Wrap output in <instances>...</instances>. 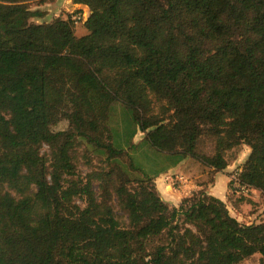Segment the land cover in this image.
<instances>
[{
	"label": "trees",
	"instance_id": "trees-1",
	"mask_svg": "<svg viewBox=\"0 0 264 264\" xmlns=\"http://www.w3.org/2000/svg\"><path fill=\"white\" fill-rule=\"evenodd\" d=\"M41 1L0 0V264H264V220L207 190L247 145L264 195V0H72L83 35ZM176 167L200 190L170 205Z\"/></svg>",
	"mask_w": 264,
	"mask_h": 264
},
{
	"label": "rangeland",
	"instance_id": "rangeland-1",
	"mask_svg": "<svg viewBox=\"0 0 264 264\" xmlns=\"http://www.w3.org/2000/svg\"><path fill=\"white\" fill-rule=\"evenodd\" d=\"M33 10L36 9H42L44 12H46L45 18H33L32 21L34 22H41V21H51L53 19H56L58 17L62 18H68L70 15H72L73 20L77 21L76 26H77V33L79 35H83L87 33V29L83 25V21L85 18L88 16V7L84 5L80 6H75L72 0H43L41 2H36L32 4ZM87 12V14H86ZM79 14L82 15L81 18H79ZM144 136V133L140 132L137 137L136 141H139L142 137ZM251 150L249 146L244 145L241 149L237 151H233L230 153L231 159H230V165H231V171L230 174L233 170L237 169L241 162H243L247 157L248 154ZM44 151L50 152V149L48 146L45 147ZM238 152L240 154H238ZM74 160L77 164L79 172L83 175H92V176H98L101 171H110V166L108 165L107 162H105L101 157L92 155L91 160L88 157L86 153L85 146L83 144H78L75 146V148L72 151ZM238 154V155H237ZM234 157V158H233ZM224 172V171H223ZM180 174H182L180 172ZM178 174H175L172 178L171 182V187L169 188V194L171 195V198H174V196L178 197L180 190L182 191V194H187V192L184 191L183 188H181L180 185V179H177ZM95 190L97 191V194L100 195L102 192V186H103V181L100 178H94L93 179ZM190 182H194L195 184L198 185V182L194 180L193 178L187 177L185 184H189ZM231 186V184H230ZM210 185L208 187L209 191ZM179 189V190H178ZM188 192L191 196L195 193H198L200 190V187H194L193 184H191L189 187H187ZM113 200H112V205L115 209V213L117 218L123 222V223H129V213L128 211L123 207L119 199L117 198V195L115 191H113ZM161 193V192H160ZM162 195V193H161ZM230 196L231 198L228 199V205L230 207V210L232 213H235L236 211H240L243 214V221L247 223H252V222H260L264 220V195H257V198H252L249 196L244 195L243 193H238L234 187H230ZM162 197L170 204V205H175L174 199H166L162 195ZM243 200H248L247 203L245 204L244 202L240 205V202ZM78 202L81 205H85V202L82 200H78ZM258 211V213L254 214V212ZM263 261V256L260 253L255 254L248 260H246L243 264H261Z\"/></svg>",
	"mask_w": 264,
	"mask_h": 264
},
{
	"label": "crops",
	"instance_id": "crops-1",
	"mask_svg": "<svg viewBox=\"0 0 264 264\" xmlns=\"http://www.w3.org/2000/svg\"><path fill=\"white\" fill-rule=\"evenodd\" d=\"M75 6H80L81 4H74ZM250 151V150H248ZM247 159V158H246ZM245 159V160H246ZM244 160V161H245ZM231 166L229 168H227L226 170H224V172H220L217 176V179L214 183H212L210 185L209 188V192L213 195H216L218 197H220L222 200L228 202V199L231 198L230 196V170ZM181 170L179 169V167L173 168L171 169L169 172L162 174L160 177L157 178L156 182H157V187L159 189V191L162 193V195L164 197H166V199H174L175 205H179L182 198L184 196L190 195V193L187 190V187H189L191 184L194 185V187H200L199 185L195 184L194 182H190L189 184H181L180 182V187L184 189L185 192H187V194H182L183 190L178 191L179 192V196L174 198H171V195L169 194V188L171 187V182H172V178L175 174H178L177 179H181L182 181H184L187 176L184 175L182 172V174H180ZM180 180V181H181ZM179 190V189H178ZM238 193H243L246 196L252 197V198H257L256 196L259 195L261 193V195H263L262 191L257 189L255 193H249L246 191H239L237 189H235ZM248 200H243L242 202H240V205L244 202L245 204H249L247 203ZM249 202V201H248ZM258 213V211L254 212V214ZM236 217H238L240 220L243 221V214L240 211H236L235 213H233Z\"/></svg>",
	"mask_w": 264,
	"mask_h": 264
},
{
	"label": "built area",
	"instance_id": "built-area-1",
	"mask_svg": "<svg viewBox=\"0 0 264 264\" xmlns=\"http://www.w3.org/2000/svg\"><path fill=\"white\" fill-rule=\"evenodd\" d=\"M87 14V12H86ZM82 15L79 14V18H81ZM241 169L237 168L233 170L230 174V184L232 187L239 191H246L249 193H255L257 188L249 184L248 182L242 181V174ZM181 180V179H180ZM186 179L184 181L181 180V184H185Z\"/></svg>",
	"mask_w": 264,
	"mask_h": 264
}]
</instances>
